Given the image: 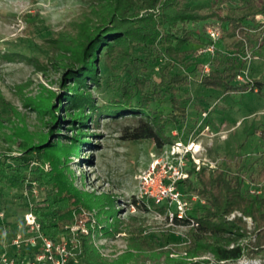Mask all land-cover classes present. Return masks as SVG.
<instances>
[{"label":"trees","instance_id":"obj_1","mask_svg":"<svg viewBox=\"0 0 264 264\" xmlns=\"http://www.w3.org/2000/svg\"><path fill=\"white\" fill-rule=\"evenodd\" d=\"M261 17H264V0H92L82 14L83 19L71 22L43 42L50 52L49 59L57 60L68 52L74 56L73 63L78 64H70L71 68L66 70V80L71 84H64L63 103L57 108L50 102L39 105L40 112L50 114V132L59 141L52 145L73 151L84 141L91 144L86 140L91 132L81 127L70 137L72 144L60 140L63 134L58 128L65 124V117L59 113L64 107L69 117L65 122H71L74 127L98 125L100 117L127 118L131 121L128 138L151 141L156 152H160L177 139L173 129L181 134L187 127V117L177 111L192 99L188 89L193 83L201 90L223 95L256 92L264 99V80L253 77V71L249 82L236 79L245 63L246 48L254 53L264 46ZM209 27L221 32L215 53H199L210 43ZM225 39L229 42L222 50L219 43ZM27 60L37 66L42 63L37 57ZM205 63L210 68L204 73L198 67ZM114 67L125 73V78L119 80L118 93L99 104L88 83L102 88L101 76L109 77ZM193 98L200 110L196 119L207 112L202 122L210 127L209 98L206 95ZM0 106L8 108L9 103L0 98ZM19 146L20 155L0 156V182L22 188L28 181L43 191L33 209L41 219L44 233L55 237L67 231L66 226L74 221V212L81 215L83 210L91 211L94 206L104 204L102 197L78 189L64 169L45 171L39 165L33 167L40 160L37 152L42 144L23 141ZM259 159L258 164L220 160L214 169L189 170L190 178L182 182L181 189L199 195L205 204L196 203L190 214L197 225L188 232L185 256L172 258L168 250L158 252L156 244L143 236L140 226L130 230L134 235L129 239V247L138 252L128 251L111 261L95 249L89 236H83L85 262L210 264L208 259H188L209 253L216 261H234L250 253H264V150L259 152ZM251 184L261 192L250 193ZM133 203L140 207L135 197ZM235 211L251 218V230L242 216L228 218ZM95 228L98 238L112 235L102 220L95 219ZM247 237L253 240L239 242ZM162 253L166 254L163 263L159 261Z\"/></svg>","mask_w":264,"mask_h":264},{"label":"rangeland","instance_id":"obj_2","mask_svg":"<svg viewBox=\"0 0 264 264\" xmlns=\"http://www.w3.org/2000/svg\"><path fill=\"white\" fill-rule=\"evenodd\" d=\"M91 1L0 0V98L9 103L8 108L0 106V156L20 155L19 144L23 141L42 144L37 152L40 160L33 163V167L39 165L45 171L64 169L78 189L102 197V206H94L91 211L85 212L88 216L92 214L96 220H102L112 232L107 237L96 236L93 243L104 258L111 261L128 251L137 253L129 247V239L134 235L130 230L140 226L143 227V236L156 244L158 252L168 250L172 258L185 256L191 227L170 225L164 206H158L146 197L138 199L140 207L133 203V197L140 196V172L147 168L153 155L161 152H156L153 142L131 141L128 138L131 121L123 117L116 120L100 117L98 125L74 127L71 122H65L69 117L64 107L59 113L60 117H65V124L58 128V132L63 134L60 140L72 144L74 141L70 137L81 127L91 132L86 136L91 144L84 141L73 151L62 150L60 145H52L59 141L57 135L50 132V114L39 111V105L44 102H50L56 108L63 103L64 84H71L66 80V70L71 68L70 64H76L73 63L74 56L68 52L57 60L49 59L50 52L44 47V39L56 35L71 22L83 19L82 14ZM228 42L225 39L219 43L220 48L223 50ZM254 55L249 75L253 71V77L264 80V46ZM27 57H37L42 63L37 66ZM205 64L199 65V71L205 73ZM114 68L109 77L101 76L102 88L88 83L99 104L113 98L118 93L120 78H125V73L118 67ZM150 73L154 71L150 70ZM188 92L192 99L177 111L188 120L187 127L180 134L184 143L193 138L202 145L200 156H207L218 163L233 162L235 159L241 160L240 163L261 162L259 152L264 150V99L258 93L223 95L201 90L196 83L189 87ZM199 95L209 98L210 129L206 132L205 121L201 122L203 113L196 119L200 110L193 97ZM86 112L89 113V109ZM41 196L43 191L40 190L34 201ZM22 198L23 188H12L6 182H0V212H7L10 220L27 210L26 200ZM247 227L251 230L248 224ZM250 240L253 237L239 242L245 244ZM208 256L211 255L204 253L188 260H204ZM248 257L260 258L264 263V253H250ZM165 258L166 254L162 253L159 261L163 263ZM83 264H87L85 260Z\"/></svg>","mask_w":264,"mask_h":264},{"label":"built area","instance_id":"obj_3","mask_svg":"<svg viewBox=\"0 0 264 264\" xmlns=\"http://www.w3.org/2000/svg\"><path fill=\"white\" fill-rule=\"evenodd\" d=\"M264 28V17L261 19ZM210 43L201 49V53L214 54L216 42L221 37L218 29L209 27ZM255 58L254 53L246 48L244 54V66L237 74L238 82L251 81L250 62ZM205 72L209 71V64H205ZM207 112H203V119ZM202 122V121H201ZM210 127L205 125L204 132ZM173 135L177 137L171 144H167L160 153L153 155L147 168L138 176L139 195L154 201L158 206H164L165 215L170 225L181 227H194L196 220L190 214L197 202L205 200L197 195H191L181 189L182 182L190 178L189 170L194 168L199 171L202 168L214 169L218 161L207 156L201 157L202 145L193 138L187 143L182 141L179 130L175 129ZM24 199L27 210L14 220L7 217L6 212H0V264H83V236H89L92 243L95 242L97 231L95 218L87 214L85 210L81 215L74 212V221L66 226L67 231L52 237L44 233L40 217L34 212V199L39 196L40 188L32 182L23 185ZM252 184L250 193H260ZM139 203V201H138ZM242 216L244 221L252 228L250 217L243 216L235 211L229 215V219ZM90 220V222H89ZM186 220L187 223H183ZM211 255V254H210ZM211 261L210 264H262L261 259L242 257L238 260L216 261L213 255L204 257Z\"/></svg>","mask_w":264,"mask_h":264}]
</instances>
